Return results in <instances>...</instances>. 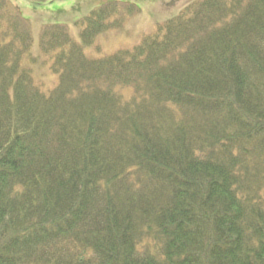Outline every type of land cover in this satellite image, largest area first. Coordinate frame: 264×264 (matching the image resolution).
<instances>
[{"label": "trees", "instance_id": "obj_1", "mask_svg": "<svg viewBox=\"0 0 264 264\" xmlns=\"http://www.w3.org/2000/svg\"><path fill=\"white\" fill-rule=\"evenodd\" d=\"M139 12L93 10L82 44L45 26V93L0 0V264H264V0L194 2L85 55Z\"/></svg>", "mask_w": 264, "mask_h": 264}, {"label": "rangeland", "instance_id": "obj_2", "mask_svg": "<svg viewBox=\"0 0 264 264\" xmlns=\"http://www.w3.org/2000/svg\"><path fill=\"white\" fill-rule=\"evenodd\" d=\"M28 20L33 37L30 55L23 66L32 72L35 83L45 93L56 88L59 77L51 69V62L40 48V36L47 25L67 26L73 40L82 44V27L77 23L91 12L108 3L134 5L139 13L130 16L120 28L112 29L95 38L90 47H84L90 59H101L120 50L132 49L157 27L177 16L186 6L202 0H50L42 3L31 0H8Z\"/></svg>", "mask_w": 264, "mask_h": 264}]
</instances>
